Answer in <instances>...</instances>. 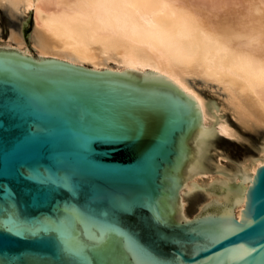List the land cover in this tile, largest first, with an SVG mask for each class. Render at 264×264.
<instances>
[{"label": "water", "instance_id": "obj_1", "mask_svg": "<svg viewBox=\"0 0 264 264\" xmlns=\"http://www.w3.org/2000/svg\"><path fill=\"white\" fill-rule=\"evenodd\" d=\"M198 120L188 93L157 69H88L0 51V210L52 227L21 236L0 214V264H82L70 247L84 250L83 264H264V164L253 176L235 162L229 179L185 181L200 174L216 135V120L204 133ZM202 186L209 202L185 215L180 195ZM234 192L245 195L240 216ZM246 215L252 223L231 228ZM217 229L223 235L208 245Z\"/></svg>", "mask_w": 264, "mask_h": 264}, {"label": "bare ground", "instance_id": "obj_2", "mask_svg": "<svg viewBox=\"0 0 264 264\" xmlns=\"http://www.w3.org/2000/svg\"><path fill=\"white\" fill-rule=\"evenodd\" d=\"M2 12L12 22L6 38ZM0 51L35 62L43 56V62L88 69L174 76V88L194 102L199 133L212 131L216 120L200 174L185 181L229 179L235 162L253 176L264 164V0H0ZM221 139L226 152L217 146ZM228 143L254 150L238 161L240 152ZM237 179L243 175H231V182ZM226 193L219 192V202ZM234 199L240 216L245 195ZM206 202L203 186L180 195L185 215H196Z\"/></svg>", "mask_w": 264, "mask_h": 264}, {"label": "snow or ice", "instance_id": "obj_3", "mask_svg": "<svg viewBox=\"0 0 264 264\" xmlns=\"http://www.w3.org/2000/svg\"><path fill=\"white\" fill-rule=\"evenodd\" d=\"M173 103L177 108H186L189 104L187 100L181 101L179 99L175 100ZM0 214H3L8 221L6 227H10V230L12 232L17 233L21 236L38 237L41 234H48L52 231V227L49 225L47 226L43 225L41 227H37L36 225L30 223L29 221L22 219L15 210H12L11 206L9 210H0ZM152 220L155 224H157V226H161L165 223L162 214L159 213V210H157V214L152 218ZM250 223H252V221L247 219V215H246L245 223L239 225L233 224L231 228L243 229L246 224H250ZM67 226H68V219H66L64 222L58 225L56 230L62 232L66 231ZM221 235H223V229H217L214 232L208 233L206 235V243L208 245H212L216 243ZM70 251L73 252L77 257H81L83 264L84 250L78 247H70ZM261 252H264V248H261Z\"/></svg>", "mask_w": 264, "mask_h": 264}, {"label": "rangeland", "instance_id": "obj_4", "mask_svg": "<svg viewBox=\"0 0 264 264\" xmlns=\"http://www.w3.org/2000/svg\"><path fill=\"white\" fill-rule=\"evenodd\" d=\"M11 23L12 22L9 20L8 16L5 13L2 12L1 24H2V30H3V32H2V37L3 38H6L8 36ZM31 30H32V18H29L27 24L24 26V34H26L28 36V34L30 33ZM228 144H230V143H228ZM222 145H225V142L223 144V140L222 139L217 141V146L219 148H221V150L223 152H226V149ZM230 145L231 146H235V148L238 149V151L240 152V156L237 159L238 161H241L242 159H244L246 150H250V151L254 150V147H251L249 145L248 146L247 145H237V144H233V143H231ZM243 154H244V156H242ZM240 158H242V159H240ZM234 194H236V192H234ZM190 213L192 215H194L193 211L190 212Z\"/></svg>", "mask_w": 264, "mask_h": 264}]
</instances>
